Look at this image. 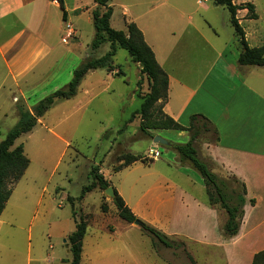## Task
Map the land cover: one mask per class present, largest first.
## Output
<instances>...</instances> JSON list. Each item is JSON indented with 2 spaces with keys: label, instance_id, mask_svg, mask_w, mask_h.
Listing matches in <instances>:
<instances>
[{
  "label": "rangeland",
  "instance_id": "374dc122",
  "mask_svg": "<svg viewBox=\"0 0 264 264\" xmlns=\"http://www.w3.org/2000/svg\"><path fill=\"white\" fill-rule=\"evenodd\" d=\"M88 1L93 3L94 0ZM197 2L111 0L109 5L114 10L111 26L115 30L126 29L121 10L124 6L148 16L151 13H170L172 8H178L188 13L194 22L207 25L212 22L223 39L236 37L226 8L215 10L213 2H210L211 13L205 14ZM235 2L255 5L258 19H249L251 13L247 12L241 25L248 43L253 47L260 46L264 40V0ZM237 15L242 17V14ZM163 20L162 25H170L169 14ZM78 25L81 35L73 38L82 44L80 50L74 59L65 57L59 72L52 75L47 93L39 96H48L64 88L87 56L101 58L110 50V44L106 43L91 52L90 45L95 35L93 23L80 21ZM109 65L114 67L112 71L97 69V74L81 82L75 100L58 101L48 111L44 120L50 130L39 126L35 132L16 141L14 147L24 146L30 165L2 216L0 264H70L72 253L68 237L76 229L75 221L80 220L86 221L88 226L81 264H191L188 253L196 264H219L221 257L217 251L190 244L184 237L177 236H170V239L184 246L166 248L141 227L121 219L113 200L98 185L82 197L83 188L96 183L92 176L96 167L121 193L131 210H139L135 209L142 216L139 219L145 222L153 220L147 217L151 211L146 207V198L160 193L156 189L159 170L167 171L169 176L172 173V178L181 171L203 181L197 169L179 165V153L171 146L153 142V137L158 136L168 142L185 144L190 136L180 137L177 132L166 130L151 131V135H147L141 130L139 111L150 94L151 86L141 75L140 66L124 49L118 50ZM107 72L114 75L108 76ZM36 100L32 97L29 103L34 104ZM17 106L26 109L20 101ZM16 121L14 118L0 119V141L5 139ZM205 142L207 139L204 138L196 141L201 159L210 163L212 172L225 181L227 191L236 190L240 194L241 188L233 177L216 172L213 164L204 158L202 146ZM150 149L158 153V161L151 162ZM127 154L139 156L145 163L139 161L132 168L116 173L122 164L120 160ZM217 208L226 213L219 206Z\"/></svg>",
  "mask_w": 264,
  "mask_h": 264
},
{
  "label": "crops",
  "instance_id": "0c3cea01",
  "mask_svg": "<svg viewBox=\"0 0 264 264\" xmlns=\"http://www.w3.org/2000/svg\"><path fill=\"white\" fill-rule=\"evenodd\" d=\"M210 2L213 1L198 0L197 4L209 14ZM64 3L65 19L56 0H0V119L14 118L17 124V102L31 110L46 97L39 95L47 93L51 77L59 72L65 57L74 59L80 50L82 44L77 38L82 30L78 23L92 24L96 0L94 4L88 0ZM214 6L215 10L225 8ZM121 10L124 21L135 23L142 31L157 62L168 74V98L163 112L183 126H189L193 115L205 116L217 128L219 141L203 144L204 158L216 172L245 184L247 191L239 232L233 238H225L222 227L228 215L209 205L203 181L181 171L172 178V173L169 176L167 171L159 170L156 189L160 193L146 198V207L151 211L147 217L153 220L146 218L145 222L169 237H184L190 244L219 252V264H264V259L255 261L256 255L264 251V66H241V46L236 37L223 39L212 22H194L184 10L172 8L170 13L151 16L132 12L127 6ZM247 12L238 11L242 14L237 15L240 24ZM166 14L171 18L168 26L162 25ZM263 44L261 40L260 46ZM95 74L97 70H92L85 78ZM32 97L38 99L34 104L29 103ZM45 116L28 134L39 126L49 129ZM177 134L189 137L187 132ZM172 144L177 143L169 142L168 146ZM177 160L180 166L194 168L180 155ZM18 186L19 182L5 210ZM135 209V215L141 218Z\"/></svg>",
  "mask_w": 264,
  "mask_h": 264
},
{
  "label": "trees",
  "instance_id": "16d2710c",
  "mask_svg": "<svg viewBox=\"0 0 264 264\" xmlns=\"http://www.w3.org/2000/svg\"><path fill=\"white\" fill-rule=\"evenodd\" d=\"M63 11V18H66L64 0H56ZM217 6L225 7L230 13V22L235 30L236 38L241 46L239 64L241 66H264V44L260 47L251 48L246 40V33L240 24L237 13L239 10H247L251 13L249 19H258L255 5L246 3L237 5L234 0H211ZM111 0H96V7L92 10V23L95 28V35L90 45L91 52L98 50L102 45L109 43L110 50L101 58L87 56L84 61L74 70L71 81L62 89H59L37 102L31 110L18 108L19 120L17 124L8 132L5 139L0 141V217L3 214L7 202L11 198L14 186L22 179L30 165V160L25 155L22 144L15 146L16 141L23 135L33 131L38 120L61 100H70L79 92V86L85 76L92 70L108 68L112 58L116 56L119 49L126 50L131 60L141 68V75L145 76L151 86L150 94L144 99L139 114L142 118L141 130L147 135L151 131L170 130L175 132H187L190 139L185 144H172L184 162L190 163L203 178L208 203L210 206L222 208L228 215L227 222L222 228L225 238L235 237L241 226L244 217L246 186L235 177L234 182L241 188V193L236 190L227 191L225 181H222L212 172L211 164L202 160L196 141L207 139L208 143H218L219 132L217 128L203 115L196 114L190 119L189 126H183L163 112V105L168 98V74L161 68L156 60L155 53L144 39L142 31L131 22H126V29L115 30L111 26L113 8L109 5ZM154 138V137H153ZM122 164L115 171L133 165L136 162L145 160L133 154L125 155L121 160ZM92 176L96 183L85 186L82 190V197L92 191L98 185L104 191L111 187V183L99 173L94 167ZM115 189V188H114ZM121 219L130 224H134L139 218L127 205L123 197L115 189V200L113 201ZM254 204L255 201L251 200ZM140 220V219H139ZM76 229L68 237V243L72 253L70 264H81L84 239L87 234V222L84 220L75 221ZM143 222V221H142ZM142 229L156 238L164 247L178 249L184 246L177 243L169 236L155 227L143 222ZM191 264H195L194 259L188 253ZM264 259V251L256 255L255 261ZM255 264V263H254Z\"/></svg>",
  "mask_w": 264,
  "mask_h": 264
},
{
  "label": "water",
  "instance_id": "95a60500",
  "mask_svg": "<svg viewBox=\"0 0 264 264\" xmlns=\"http://www.w3.org/2000/svg\"><path fill=\"white\" fill-rule=\"evenodd\" d=\"M153 141H154V143H156L158 145H167V146L169 145L168 141H166V140H164V139H162L161 137H158V136H154ZM105 194L107 196H109L113 201L115 200V189H114V187L111 186L108 189H106L105 190ZM134 225H137L138 227L142 228L143 222L138 219V220H136L134 222Z\"/></svg>",
  "mask_w": 264,
  "mask_h": 264
},
{
  "label": "built area",
  "instance_id": "2783aa9c",
  "mask_svg": "<svg viewBox=\"0 0 264 264\" xmlns=\"http://www.w3.org/2000/svg\"><path fill=\"white\" fill-rule=\"evenodd\" d=\"M203 2H208L209 0H202ZM69 36L71 37V36H73V31H71L70 33H69ZM149 156H150V158H152L153 160H155V159H157V157H158V153L156 152V151H154V150H150L149 151Z\"/></svg>",
  "mask_w": 264,
  "mask_h": 264
}]
</instances>
